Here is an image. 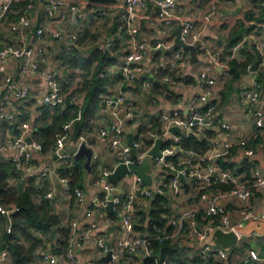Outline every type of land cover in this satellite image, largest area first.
Here are the masks:
<instances>
[{
	"label": "crops",
	"instance_id": "crops-1",
	"mask_svg": "<svg viewBox=\"0 0 264 264\" xmlns=\"http://www.w3.org/2000/svg\"><path fill=\"white\" fill-rule=\"evenodd\" d=\"M5 0H0L4 2ZM201 0H181L182 9L180 10V18H193L197 20V29L200 32V38L203 43L208 47V52H201L197 47L196 58L194 59L193 53L190 49H185V55L187 56L186 65L180 70H169L168 73L163 74L164 67L169 68L168 59L171 56L170 52H162L155 56L154 50L148 58L145 59V75L144 78L149 81L150 88L143 91L141 89L142 83L140 80L129 82L126 88L130 91L129 105L134 109V116L131 119H127L123 122L125 129V137L127 143L132 147L135 139L144 134L140 131L141 126H151L154 123V119L157 118L159 124L160 115L163 112H169L176 109L186 110L189 103L195 98L199 97V107H204L211 102L216 103L215 117L216 119L227 122L231 129L215 127H197L193 134L200 140L207 142V148L204 151H197L194 149H185V154L194 152L198 155L208 154L212 151V145L223 139H232L236 143L240 142L241 138L248 140L245 146L237 144L233 151L231 158L232 162L241 165L240 171L245 176H250L253 161H257L260 165L262 172L264 173V129H258L254 124L253 115L251 114V107L247 104L243 91L250 88L255 81H260V84L264 87V69L260 64V60L253 63V66L257 63V67L247 69L244 71L237 80L232 81L231 75L223 74L224 67L221 66L216 60L215 54L224 53L228 51L229 41L232 38L235 27H238V31L235 37L242 36L253 30L264 31V21H260V17L264 15V0H259L258 4H255L251 0H205L201 5ZM81 5L83 16H70L69 26L72 30H77L79 33L78 46L74 49L77 50V59L81 58L90 63H86V66L81 64H75L67 62L66 65L61 64L57 66L55 61L59 59L52 58L51 55L56 53L71 54L73 50L67 51L64 43L48 35L46 37V55L47 63L45 66L48 69H52L58 72L59 80L62 85V89L65 92L66 104L78 106V116L80 118L85 106H92L93 113L87 119L88 126L82 133L87 135L90 146L94 149L96 158L93 160L91 171L85 166L86 158L81 160V164L84 167L83 179L78 186H81L85 193L86 199L84 203H79L75 194L64 190L62 183L58 176L54 172H49L44 178H40L39 171L33 170L19 173L13 163L12 154L5 153L0 158V165L5 164L9 167V173L7 181L9 185L16 189L18 193L31 189L33 191L32 198L38 206H42L43 200L47 199V203L41 208L43 212L51 215H56L59 218V223L54 225L52 231L53 242H46L43 240V235L40 232H35L42 242L36 247L34 253V259L30 263L40 262V257L37 254V250L40 246H49L57 251L60 256L61 264H73L69 259L67 253L71 249L73 250L76 258L79 260L78 264H91L92 262H104V254L96 244V237L104 236L108 243L114 245L116 241L127 235V229L123 223L122 211L115 209V212H110L108 207L101 205L102 199L107 194L105 184L111 182L107 177H103L104 170H113L120 163L123 158V152L121 149L112 150L109 146L108 138L101 136L100 130L103 127L109 125L111 121L110 109L105 105V99L107 96L116 95L121 87V68L122 60L131 47L133 40L145 43L147 45L153 44L156 40H160L164 43L165 47L172 46L175 43L174 31L180 25V19H176L171 24H158L154 18L155 12L158 11V7L155 6L153 1L149 0V7L147 13L150 17L140 18L139 20V32L136 36L126 31H122L117 34V29L120 22L123 20L125 12L124 4L122 0H113L109 2H99L95 0H78ZM217 5V10L211 12V4ZM32 7L29 8L28 13L33 18L34 22H38L40 10L43 5L42 0H31ZM38 4V6H37ZM108 5V12L106 15H100L102 5ZM239 10L236 12V10ZM210 14V17L205 19L203 16ZM11 12L7 15V18L0 21V48L5 44H19L14 33L11 32L10 25L12 21L16 19L11 18ZM100 17H104L103 22L99 24ZM242 21L243 26H237V22ZM92 22H97L90 26ZM99 25V26H98ZM100 27V28H98ZM96 28L98 30H96ZM97 31L93 33L95 40H92L86 46L84 43L86 30ZM29 35H32L30 33ZM112 44H108L111 43ZM99 49L100 55L94 56L93 52ZM250 49V48H249ZM105 59H104V57ZM244 56V55H243ZM244 59V58H243ZM79 61H82L81 59ZM101 63V64H100ZM20 64L19 61L13 60L7 62L0 71V75L4 72L13 73ZM208 66L214 68L213 76L215 77V84L211 88L212 92L209 94L201 83V72ZM175 72L173 75L171 72ZM99 76L102 81L105 82V90L99 94V101L95 104L87 98L89 85L94 80L95 76ZM167 77H170L167 80ZM26 82L32 85V94L27 100L17 101V111L19 119L31 120L36 128L45 123L46 121H52V113L45 116V105L42 103L43 95L48 89V83L46 79L38 78L36 76H28L25 78ZM48 108V107H47ZM37 120L42 123L37 124ZM72 126V121H68L64 124L65 130L69 131ZM162 129V128H161ZM36 129L33 128L31 136L37 139L35 136ZM180 132V131H179ZM178 132V133H179ZM131 135V136H130ZM166 139L173 137L171 132L167 133ZM184 139V138H183ZM182 139V140H183ZM68 144L71 147L75 145L76 138H72L68 134ZM132 140V143L130 142ZM169 141V140H168ZM166 143L163 142V144ZM162 144V146H163ZM149 146H152L149 140ZM54 145L49 148L43 149L42 152L34 150V159L37 164V169L42 166L49 168H55L59 162L57 153L55 152ZM154 147V146H153ZM152 147V148H153ZM254 147L256 153L254 156L247 154V148ZM183 148V147H182ZM76 160V159H75ZM74 160V161H75ZM73 163L67 164L66 167L73 166ZM250 171L248 173V168ZM245 167L246 169H244ZM148 172L154 174L151 186L153 189H157L164 181L169 179L171 173L170 169L162 168L159 166H149ZM135 174L129 172L125 178H121L117 181H112L117 185V189L112 194L125 192L132 190ZM71 179V178H70ZM179 193L174 192V188L169 187L163 194L168 198L167 207L169 209V217L181 214L185 209L203 211L208 205L207 199H202L199 195V189L190 184H180ZM52 192V196H47ZM138 196V193H135ZM9 208H18L16 203L11 202L8 204L3 203ZM221 204L226 206L232 211L233 216L237 217L238 206L246 205L259 213L264 209V192H258L249 202H242L236 199H223ZM151 208V199L143 200L142 197H137V202L134 206L136 212V223L141 219L143 213L149 214ZM18 210H12L9 216H5L7 231H9V225H12V214ZM91 211V214H90ZM69 220V224L66 220ZM74 220L78 222V228L74 229L72 223ZM65 221V222H64ZM95 221L97 227L93 228L89 233V237L84 241L80 239L84 234L85 228L88 227L91 222ZM148 221L142 224L146 227ZM209 224V223H208ZM206 224V226L208 225ZM141 225V222H140ZM1 227V226H0ZM69 228L71 236L68 240L66 247L62 242L64 238V229ZM137 232L148 233L147 229L137 230ZM245 237H257L261 241H264V237L259 236L256 232L249 235H244L243 239L237 246L230 249L228 257L221 259L216 257L217 260L223 261V264H264V259L259 261H253L249 256V247L243 249L242 242ZM178 247L181 248V257L188 258L191 264H203L199 255L200 248L194 244L188 238H183L179 241ZM264 246V244H263ZM257 248L262 250V246L258 245ZM5 249L1 247V228H0V250ZM264 252V249L263 251ZM264 256V253H263ZM127 257L135 258L134 261L137 264H143L145 255L143 253L127 254L119 264H130ZM199 259V261H198ZM13 263L11 258V264Z\"/></svg>",
	"mask_w": 264,
	"mask_h": 264
},
{
	"label": "built area",
	"instance_id": "built-area-1",
	"mask_svg": "<svg viewBox=\"0 0 264 264\" xmlns=\"http://www.w3.org/2000/svg\"><path fill=\"white\" fill-rule=\"evenodd\" d=\"M15 0H5L0 2V21L7 18ZM43 5L40 10L38 22H34L29 13L22 14L15 21L11 22L10 29L14 33L19 44H5L0 48V71L7 62L17 60L20 62L18 68L13 73L4 72L0 75V158L5 153L12 154V160L16 170L23 174L25 172L38 170L40 178L47 176L49 172H54L58 176L63 185L64 190L75 194L79 203H84L86 193L81 186H73L70 177L60 174V169L65 168L67 164L73 163L75 154L81 143L89 140L85 133H81L75 140V145L70 148L68 144V134H58L57 141L54 144L57 158L61 161L55 168L42 166L37 169L34 159V150L42 152L44 147L42 142L31 136V131L36 126L31 120L19 119L17 111V101L27 100L32 94V85L26 82L28 76H36L47 80L48 89L43 95L42 103L45 107L54 109L57 107L66 108V96L59 80L58 72L48 69L46 55V37L48 35L55 39H59L64 43L67 51H71L78 46L79 33L72 30L69 26L70 16H83L81 5L78 0H42ZM153 1L158 11L155 12L154 18L158 24H171L176 19H180L181 39L186 44H195L199 42L198 49L201 52H208V47L201 41L200 32L197 29V20L191 18H180V10L182 9L181 0H150ZM124 4L123 20L120 22L117 34L126 31L133 36L139 32L140 18L150 17L147 13L149 0H122ZM32 4H29V8ZM217 10V5L211 4V12ZM108 5L103 4L100 15H106ZM205 19L210 14L203 16ZM32 33V35H29ZM108 44H112L108 43ZM164 47V43L156 40L153 44L147 45L136 39L132 41L131 47L122 60L121 68V87L116 95L107 96L105 105L110 109L111 121L108 126L100 130L101 136L107 137L109 146L112 150L121 149L123 152V160L125 163L142 164L149 159V166H159L170 169V177L157 189L147 186L143 178L135 174L132 190L121 191V193L112 194L117 189L108 176L114 171L104 170L103 177L111 182L105 184L107 194L101 201L103 207H108L110 202L113 203L114 210L122 205L123 223L127 229V235L119 238L114 245L108 243L104 236L96 237V244L102 254L107 255L111 251V257L107 262H92L91 264H119L127 254L143 253L145 257L153 256L151 243L153 239L163 240L166 237H177L183 231V221L186 219L190 222L191 231L187 233L189 239L199 248V255L206 260L211 255L224 259L228 257L230 249L215 243L211 238V233L215 229L221 228L224 231H235L239 237V243L243 239V234L238 232V228L245 221L262 220L264 222V209L258 212L246 205L238 206L237 217L233 216L231 210L221 204L223 199H236L242 202H249L258 192H264V173L257 161H253V167L250 176H245L241 171V165L223 167L220 160L232 161L233 151L236 145L245 146L248 142L246 138H241L240 142L232 139H223L215 142L212 151L208 154L198 155L194 152L185 154L186 150L182 148L181 141L183 138L193 134L197 127H215L231 129L230 125L222 120L216 119V103L199 107V97H195L188 105L187 109H176L169 112H163L160 115L162 124L161 130H155L147 134L139 136L135 139L133 147L135 156L132 159V147L127 143L125 137V129L123 122L134 116V109L129 105L130 91L127 86L129 82L140 80L143 91L150 88V83L144 78L145 65L144 61L149 57L152 50ZM245 48H254L259 55V62L264 69V33L247 32L242 35L241 39L233 44L228 51L215 54L217 62L221 63L223 74L230 75L228 62L234 58L241 59L243 57L242 50ZM185 48L179 46L172 52L168 59L170 70H180L187 63ZM214 68L206 67L201 72V83L207 92H212L216 80L213 76ZM170 77H167L169 80ZM243 96L247 104L251 107L254 124L258 128L264 129V87L259 81H255L250 88L243 91ZM177 126L180 132L173 133L171 128ZM171 132L173 137L166 139V134ZM31 136V140L28 136ZM146 137V139H145ZM158 138H164L166 143L161 146V154L158 156L150 155V150L155 145ZM264 138V137H263ZM149 140L152 146H149ZM264 150V148H263ZM247 154L254 156L256 150L254 147L247 148ZM96 155L94 154V159ZM93 159V160H94ZM190 184L199 190H204L201 195L202 199L208 200V205L203 209L204 213L212 217L211 223L203 228H198L197 211L194 209H185L181 214L168 217L167 223L158 229V233L151 235L148 233L137 232L136 230V212L134 206L137 197L143 200L154 198L156 194H163L169 187L174 188V192L179 193L180 184ZM231 184L228 190L220 188L211 189L214 185ZM135 193H138L136 196ZM52 192L47 196H52ZM12 210L18 208H9L3 204L0 199V212L4 215H10ZM91 214V211H90ZM74 229L78 228L77 220L72 223ZM97 227L95 221L85 228L84 234L80 239L84 241L89 237V233L93 228ZM170 227L172 230L170 231ZM9 231L12 225H9ZM264 237V236H262ZM264 244V242H263ZM262 250L256 246L249 247V256L253 261L264 259ZM40 262L33 264H61L60 256L57 251L49 246H40L37 250ZM73 264H78L73 250L67 253ZM156 264H191L188 258H170L155 259ZM0 264H11V253L8 249L0 250Z\"/></svg>",
	"mask_w": 264,
	"mask_h": 264
},
{
	"label": "trees",
	"instance_id": "trees-1",
	"mask_svg": "<svg viewBox=\"0 0 264 264\" xmlns=\"http://www.w3.org/2000/svg\"><path fill=\"white\" fill-rule=\"evenodd\" d=\"M99 2H109L113 0H95ZM205 0H201V5L204 4ZM255 4H258L259 0H251ZM31 0H15L8 14L11 12L12 19L19 18L22 14L28 13L29 4ZM260 21H264V15L260 17ZM237 26L240 28L243 26L242 21L237 22ZM238 27H235L232 38L229 41V46L237 43L242 36L235 37V34L238 31ZM255 32L264 33L263 30ZM249 32V31H247ZM77 50L74 49L72 52V57L70 61L75 64H81L86 66V63H90L83 60L82 57L77 59ZM101 50L96 49L93 52L94 56H99ZM161 52H155V56L159 55ZM243 57L241 59H232L228 62L230 75L233 80H237L240 75L250 69L253 66V63L259 61L258 52L254 48H245L242 50ZM101 56V55H100ZM104 57V56H103ZM244 58V59H243ZM82 61H79V60ZM105 59V57H104ZM101 64V63H100ZM162 73H168L170 68L164 67ZM175 72H171L173 75ZM260 82V81H259ZM105 90V82L95 76L94 80L89 85L88 96L92 103L96 104L99 101V94ZM78 106L69 105L66 108H54L52 113V121H46L38 128H36L35 136L37 139L42 142L44 149L49 148L54 145L57 141V135L60 134H70L72 138H77L82 131L88 126V118L93 113L92 106H85L82 111L80 118L78 116ZM46 116L50 114V108L44 110ZM68 121H72V126L69 131L65 130L64 124ZM162 124H159L158 119H154V123L151 126H141L140 131L147 137L152 131L161 130ZM258 128V127H257ZM262 129V128H258ZM34 137V136H33ZM145 137V139H146ZM36 139V138H35ZM181 146L184 149H194L197 151H204L207 148V142L200 140L196 135L191 134L188 137H185L181 141ZM220 164L223 167L233 166L235 163L232 161L220 160ZM246 169L245 167H243ZM248 168V166H247ZM83 170L84 167L80 161L75 160L73 166L65 167L60 169V174L71 178V184L76 186L82 182L83 179ZM247 170V169H246ZM248 173L250 168H248ZM9 167L5 164L0 165V199L3 203L8 204L14 202L20 208L17 212L12 214V229L7 231V224L4 214L0 212V228H1V247L6 248L11 253L12 264H26L30 263L34 259V253L36 247L42 242V239L34 234V229L38 227H44L46 229L52 228L54 225L59 223V218L56 215H51L42 211V206L47 203V199L43 200L42 206H38L33 198L31 189L25 190L24 192L18 193V191L12 188L8 181ZM188 184V183H187ZM232 187L231 184H221L214 185L211 189L220 188L222 190H228ZM199 195L201 196L204 193V190H199ZM168 198L165 194H156L154 198L151 199V208L149 214L143 213V216L138 220L139 224L136 225V230L147 229L149 234L155 235L158 233V229L163 227L168 221L169 209L167 207ZM122 205H119L118 209H121ZM213 216L206 215L204 211L197 213L198 228H203L206 224L211 223ZM146 227L142 224L146 223ZM141 222V225H140ZM192 227L188 220L183 221V231L177 237H166L163 240L153 239L151 243V249L153 250V256H149L145 259L143 264H156L155 259L159 257L162 259L170 258H180L181 248L178 247L179 241L183 238H188L187 233L191 231ZM172 227H170V231ZM71 236V231L69 228L64 229V240L62 242L63 246L66 247L68 240ZM23 238V239H22ZM195 244V243H194ZM243 249L246 248V245L241 246ZM199 261V259H198ZM203 264H223V261L216 259L214 255H211L205 261H202ZM122 264V263H121Z\"/></svg>",
	"mask_w": 264,
	"mask_h": 264
},
{
	"label": "water",
	"instance_id": "water-1",
	"mask_svg": "<svg viewBox=\"0 0 264 264\" xmlns=\"http://www.w3.org/2000/svg\"><path fill=\"white\" fill-rule=\"evenodd\" d=\"M159 10V9H158ZM239 8L236 10L235 13ZM175 37V43L172 46L169 47H161L154 52L157 51H162V52H170L172 50H175L179 46H183L185 49H190L193 53L194 59L196 58V53H197V47L199 45V42H196L195 44H186L182 39H181V25H179L176 30L174 31ZM257 63L253 66V68L257 67ZM171 132L176 133L179 132L181 129L177 126L172 127ZM131 136V135H130ZM28 139L31 140V136H28ZM164 138H158L156 140V143L154 147L150 150V155L152 156H158L161 154V146L164 142ZM132 143V140L130 141ZM57 156V155H56ZM135 156V149H133L132 153V159ZM84 158H86L85 161V166L88 170L91 171L92 168V163L94 159V149L88 145L86 142H83L80 144L77 153L75 154V159L77 161H81ZM149 169V159H146L142 164L136 165L133 163H125L123 159H121L120 163L115 167L114 171L108 176V178L112 181H117L121 178H125L129 172H135L139 174L144 182L147 185L152 184V179L154 177V174H151L148 172ZM109 197H112L111 195ZM108 210L110 212H115L113 210V203L110 202L108 205ZM8 216V215H7ZM238 232L243 234V235H249L252 234L253 232H256L259 236H264V222L262 220H249L245 221L242 226L238 228ZM211 238L212 240L225 247V248H232L234 246H237L239 244V237L238 234L235 231H224L221 228L215 229L211 233ZM111 257V251L108 252L106 256H104V261L107 262Z\"/></svg>",
	"mask_w": 264,
	"mask_h": 264
},
{
	"label": "rangeland",
	"instance_id": "rangeland-1",
	"mask_svg": "<svg viewBox=\"0 0 264 264\" xmlns=\"http://www.w3.org/2000/svg\"><path fill=\"white\" fill-rule=\"evenodd\" d=\"M37 6H38V4H37ZM103 20H104V17H100L99 20L97 19V21H99V24L101 22H103ZM95 23H97V22H92L89 25L92 26ZM98 28H100V27H98ZM96 30H98V29L96 28ZM92 32L93 31H91L90 29H87L86 30L85 39H84V43H85L84 46H86L92 40H95V38L93 37L92 34L95 33V32H97V31H94L93 33ZM72 55H73L72 53L71 54L56 53V54L51 55V57L52 58L56 57L55 59H59V61H55V63L57 64V66H61L60 63L66 65L67 62H70V58L72 57ZM44 114H45V111H44ZM45 116H46V114H45ZM36 123L37 124H40V123H42V121L37 120ZM63 219L66 220V217H64ZM64 224H69V220H66V223H64ZM52 229L53 228L46 229V228H44V227L41 226V227H38V229L35 228L34 231L35 232H40L43 235V240L44 241H46V242H53L54 240L52 241V239H51V237H53L52 234L54 233L52 231ZM242 242L246 245V247H249V246H256L257 247L258 245L263 246V242L264 241L263 240L261 241L257 237H249V239L247 237H245V239ZM127 260H129L131 262L130 264H137V263L134 262V261H136L135 258L127 257Z\"/></svg>",
	"mask_w": 264,
	"mask_h": 264
}]
</instances>
